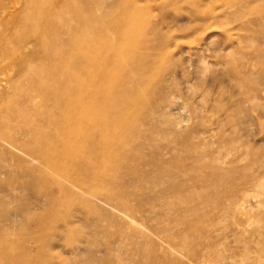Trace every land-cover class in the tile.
Returning <instances> with one entry per match:
<instances>
[{
  "label": "rangeland",
  "instance_id": "obj_1",
  "mask_svg": "<svg viewBox=\"0 0 264 264\" xmlns=\"http://www.w3.org/2000/svg\"><path fill=\"white\" fill-rule=\"evenodd\" d=\"M87 1H101L98 17L122 20L134 9L150 23L146 33L156 46L136 49L149 65L140 97L149 98L156 84L150 97L161 99L154 121L139 126L140 167L152 179L128 188L136 196L127 215L112 201L52 206L71 174L3 137L31 141L8 122L23 113L25 76L40 61L33 56L35 16L20 24L27 0H0V24L17 43L0 45V264L20 244L32 255L27 264H264L256 232L263 210L254 206L264 202V0ZM109 30L115 38L117 29ZM247 77L250 86L242 83ZM216 164L233 171L230 179ZM158 173L167 178L157 181ZM30 212L38 220H25ZM30 237L42 241V254Z\"/></svg>",
  "mask_w": 264,
  "mask_h": 264
},
{
  "label": "bare ground",
  "instance_id": "obj_2",
  "mask_svg": "<svg viewBox=\"0 0 264 264\" xmlns=\"http://www.w3.org/2000/svg\"><path fill=\"white\" fill-rule=\"evenodd\" d=\"M100 5L101 1L27 0L20 24L27 20L26 15L35 16L33 26L38 28L35 36L39 49L33 56L40 65L25 76L30 83L21 104L24 111L18 113L17 120L8 122V127L31 141L7 132L3 137L21 146L32 160L53 165L55 170L66 168L65 174H71L69 180L59 183L57 196L50 198L52 206L64 208L82 200L87 206L94 202L110 205L112 201V206L116 202L114 208L127 215L132 209L129 199L136 196V191L130 193L128 188H142L140 177L152 179L151 173L140 167L143 143L139 137L143 132L139 126L154 121L153 110L161 103V99L154 102L151 98L156 84L149 98L140 97L141 84H148L144 78L149 65L136 48L141 46L149 53L156 45L146 33L150 23L142 20L136 10L129 9L124 19L117 20L112 19L111 13L98 17L95 9ZM106 22H111L109 28ZM6 25L0 24V45L5 48L17 44L14 33L8 35ZM29 27L30 24H23L25 35H29ZM115 28L114 38L108 33ZM156 30L159 29L152 28L153 33ZM23 38H18V42L22 43ZM135 61L138 68L132 71L129 66ZM253 82V78L247 77L242 83L250 86ZM215 168L221 170L224 181L232 176L231 169L217 164ZM156 178L164 181L167 177L158 173ZM155 186L157 182H151V189ZM214 190L215 198L222 197L216 187ZM254 206L263 210L256 232L264 244V202L258 200ZM254 206L250 205L247 213ZM25 220L38 217L30 212ZM29 240L38 245L37 251L42 254V241L35 237ZM25 249L21 244L11 246L3 254L2 264H27L32 255Z\"/></svg>",
  "mask_w": 264,
  "mask_h": 264
}]
</instances>
